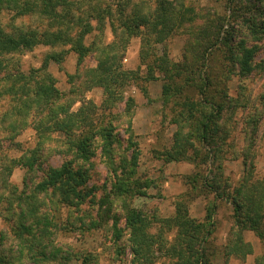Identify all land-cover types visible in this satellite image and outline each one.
<instances>
[{"label":"trees","instance_id":"obj_1","mask_svg":"<svg viewBox=\"0 0 264 264\" xmlns=\"http://www.w3.org/2000/svg\"><path fill=\"white\" fill-rule=\"evenodd\" d=\"M225 3L227 11L231 12V25L220 44L232 61V70L236 65L237 75L245 77L254 71L253 60L257 52L249 43L260 41L264 33V23L259 21L264 14V0H226ZM150 4L145 0H0V72L6 70L5 58L9 55L29 53L39 47L49 50L61 48L46 54L38 69L5 72L0 78V103L5 100L8 104L0 115V130L6 126L11 134L15 128H19L18 125L25 126L27 120L32 119L38 132L35 148L21 155L18 161L3 152V139L0 138V219L8 227V234L4 233L0 241V264H87L85 253L67 245L55 244L53 240H49L48 245L43 239L48 232L46 228L58 223L54 220L61 206L75 212L81 211L86 202H92L93 199H88L92 191L86 186L87 173L93 168L91 160L98 150L113 176L110 190L97 202L100 214H103V206L111 204L112 199H118L134 190L137 180L133 179V169L137 166L138 153L133 151L129 158H122L118 164L111 158L119 146L111 122L119 120L120 115L113 114L111 120L106 122L102 118L91 120L81 109L77 113L72 112V108L79 102L76 100L77 88L60 92L48 72V66L52 63L61 64L70 52L76 55L78 64L87 57H93L95 65L82 74V84L89 82L90 88H100L105 97L104 103L112 104L115 110L118 104L125 101L123 88L139 80L135 72L125 71L121 64L130 40L146 32L145 40L151 39L153 44H161L177 34V30L186 25L187 21L192 20L189 16L192 9L185 6L184 0H154L153 5ZM21 19L28 20L27 23H20L24 26L17 25ZM107 27L113 37L111 43L105 42ZM222 27L223 24L216 23L214 28L217 36L206 39V44L210 42L208 46L217 42ZM156 68L162 74V79L167 81L166 87L172 91L177 90L179 95L186 88L178 84L179 80L185 81L187 86L198 81L195 83L198 96L203 97V101L207 100L212 80L208 77L206 81L199 78L197 70L189 72L186 67L173 65L167 60H160ZM154 71V68H149V76L146 78L148 82L158 80ZM168 94L167 91L165 95ZM70 98L74 100H68ZM182 99L185 101L180 116H184V124L179 127L173 152L166 153L170 161L184 158L185 140L191 135H184L181 131L196 114H204L200 110L203 107L201 102L189 101L187 97ZM125 102L122 116L129 118L130 128L132 100L127 98ZM209 106L212 112L196 127L199 141L207 146L216 140L217 133V140H220V134L224 140L227 138V132L224 130L221 133L214 120L220 119L223 108L218 106L217 114L211 102ZM175 123L178 124L177 121ZM251 133L249 143L241 150L243 164L246 166L244 176L231 194L235 218L233 232L240 244L243 243L242 233L245 230L254 232L264 240V178L252 182L251 175V145L256 140L255 124ZM13 138L10 137L9 141L13 142ZM213 155V160L218 162V152ZM53 156L63 157L62 165L44 169L43 163ZM15 162L20 163L26 173L20 191L9 183L16 167ZM219 179L217 174H213L207 182V187L213 189L216 199L221 197ZM124 211L129 237L123 239L122 231L117 229V220L113 218V243L118 247L117 254H123L127 242L131 264H155L158 260L156 252L160 253L163 249L164 255L174 259V264L208 263L202 254V244L206 242L203 238L205 225L192 220L182 203L176 204L173 217L162 221L168 228L175 230V239L157 251L154 241L156 235L149 233V221L140 211L129 206ZM83 216L88 222L80 221L79 218L72 225H94L89 222L90 215ZM209 226H212V222ZM206 234L209 235L210 231ZM26 245L35 251L26 248ZM230 250L228 247L229 253Z\"/></svg>","mask_w":264,"mask_h":264},{"label":"rangeland","instance_id":"obj_2","mask_svg":"<svg viewBox=\"0 0 264 264\" xmlns=\"http://www.w3.org/2000/svg\"><path fill=\"white\" fill-rule=\"evenodd\" d=\"M145 1L153 5L154 0ZM225 2L226 0H184L185 6L189 10L192 9V14L189 15L192 20L180 27L177 34L161 44H153L151 39L145 40L146 32L130 40L121 61L125 71H133L139 78L137 82L129 83L123 88L125 101L127 98L132 100L130 128L129 118L122 116L125 101L118 104L114 110L112 104L104 103L105 97L100 88H90L89 82L82 84L84 81L82 74L95 65L93 57H87L78 64L76 55L70 52L61 64L52 63L48 66V72L53 76L56 88L60 92L65 93L72 87L77 88L76 100L79 102L72 108V112L77 113L81 109L91 120L102 118L106 122L111 120L113 114L120 115L119 120L111 122V126L115 128L113 134L119 141L116 153L112 154L115 158H111L118 164L122 162V158H129L133 151H136L138 159L137 166L133 169V179L137 180L134 190L118 199H112L111 204L103 206V214H100L97 202L110 190L113 176L98 150L91 160L93 168L87 173L86 186L92 191L88 199H93L92 202H86L81 211L75 212L69 207L61 206L54 220L58 223L46 228L48 232L43 239L45 244L49 245V240H53L55 244L67 245L75 251L83 252L88 259L87 264H131V253L128 248L126 249L127 242L124 244L123 254H117L118 247L113 243V218L117 220V229L122 231L123 239L127 240L129 235L127 236L125 227L124 208L129 206L140 211L150 223L149 233L156 235L154 241L157 251L159 247L165 244L167 247L168 243L175 239V230L168 228L162 221L173 217L176 204L182 203L192 220L205 225L203 238L206 242L202 244V254L207 264H264V240L258 238L254 232L245 230L242 233L243 243H238L233 232L235 218L231 201L233 190L244 176L246 166L243 164L241 150L249 143L254 124L256 140L251 145L252 182L264 178V33L261 34L260 41L249 43V46L257 51L253 60V73L245 77L238 76L237 66L235 65L232 70V61L229 60L226 49L220 44L225 31L231 25V12L227 11ZM263 19L264 14L259 21L264 23ZM27 21L21 19L17 25L24 26L20 23ZM216 23L223 24V27L218 28L220 32L217 42L213 43V46H208L210 42L206 44V39L217 36L214 28ZM105 36L106 43L113 41L108 27ZM60 49L49 50L39 47L29 53L9 55L5 58L6 70L0 72V78L5 72L38 69L46 54ZM160 60L186 67L189 72L197 70L199 78L206 81L208 77L212 80L207 100L203 101L204 98L198 96V89L195 87L198 81L187 86L185 81L179 80L178 84L186 87L181 95L177 90L167 88V81L162 79V74L156 68ZM149 68L155 69L154 73L158 80L149 82L146 80ZM167 91L168 96L165 95ZM185 97L189 101L201 102L203 107H200V110L204 114H196L181 131L184 135L188 133L191 135L186 138V143L184 142L186 148L183 151L184 158L180 161H170L166 153L173 152L179 127L184 124V116L181 118L180 115L183 113L182 103L185 101H182V98ZM209 102L214 105L217 114L218 106L223 108L220 119L214 120L221 133L224 130L227 132V138L224 140L220 134V140H217L219 138L217 133L216 140L207 146L199 141L196 127L212 112ZM7 106L5 100L0 103V115ZM17 127L19 128H15L11 134L6 126L0 130L3 152L15 161L28 150L35 148L38 133L32 119H28L25 126ZM10 137H14L13 142L9 141ZM56 137L58 136H54ZM216 151L220 159L218 162L213 160V153ZM63 161V157L53 156L43 163L42 167L58 168ZM15 165L9 183L11 187L13 185L20 191L24 186L26 173L20 163L15 162ZM213 174L220 178L219 199L215 198L213 189L207 187V182ZM86 214L90 215L89 222L94 225L90 227L72 225L79 218L80 221L88 222L83 216ZM110 215L111 218L108 219ZM210 222L212 226H209ZM262 230L264 231V225ZM208 231L209 235L206 234ZM6 232L8 234V227L0 219V241ZM228 247L231 249L230 253ZM26 248L35 251L27 245ZM164 252V249L162 252L160 250V253L156 252L158 260L155 264H174V259L170 255H164Z\"/></svg>","mask_w":264,"mask_h":264}]
</instances>
